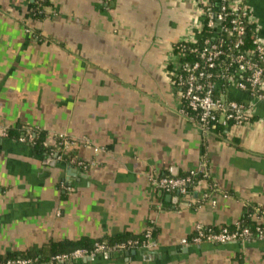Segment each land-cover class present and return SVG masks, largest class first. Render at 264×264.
<instances>
[{
	"label": "crops",
	"instance_id": "0c3cea01",
	"mask_svg": "<svg viewBox=\"0 0 264 264\" xmlns=\"http://www.w3.org/2000/svg\"><path fill=\"white\" fill-rule=\"evenodd\" d=\"M32 2L0 0V126L43 131L50 149L0 137V253L152 225L154 247L64 264H264L259 239L181 242L197 224L264 213V102L220 138L182 112L168 80L172 44L199 37L196 0H48L39 18ZM247 4L264 37V0ZM58 134L74 141L70 156L92 163L59 157ZM169 165L205 175L191 205L152 188Z\"/></svg>",
	"mask_w": 264,
	"mask_h": 264
},
{
	"label": "built area",
	"instance_id": "2783aa9c",
	"mask_svg": "<svg viewBox=\"0 0 264 264\" xmlns=\"http://www.w3.org/2000/svg\"><path fill=\"white\" fill-rule=\"evenodd\" d=\"M196 4L202 17L198 29L199 37L178 40L172 44L166 63L168 80L179 95L182 112L203 131L208 132L210 125L219 124L230 133L232 128L250 124L255 104L264 101V37L259 34L247 0H196ZM204 25L213 28L217 34L206 37L201 47L187 49V43H193L200 38ZM248 25H251L254 49L231 54L232 49L224 47L221 33L233 37V45L237 48L243 44ZM230 88L242 92L246 99L230 95ZM188 111L194 115L189 116ZM7 129L8 127L0 126V137H8ZM35 137L36 130L28 128L17 141L34 147ZM54 143L58 150L63 151L59 157L65 158L63 155L66 153V160L84 169L92 163L69 155V148L74 141L64 134H58ZM197 177L203 178L205 175L195 169L178 172L174 166L169 165L163 174L150 177V184L155 191L182 197L187 200V205H191L194 187L201 179L196 180ZM202 195L204 198L207 196L206 193ZM146 236L148 240L141 246L154 247L156 241L149 237L148 229ZM251 236L252 233L246 227L235 230L221 227L218 231H213L205 225L197 224L194 234L188 239H181V242L184 245L190 242L227 243L250 239ZM255 239L264 241V230L259 229ZM128 243L132 245L131 241ZM125 247V244L107 247L96 243L91 251L76 248L69 252L57 253L45 264L92 259L98 253L122 251ZM0 264H33V260L13 258L0 261Z\"/></svg>",
	"mask_w": 264,
	"mask_h": 264
},
{
	"label": "trees",
	"instance_id": "16d2710c",
	"mask_svg": "<svg viewBox=\"0 0 264 264\" xmlns=\"http://www.w3.org/2000/svg\"><path fill=\"white\" fill-rule=\"evenodd\" d=\"M48 4V0H33L31 3V14L33 17L39 18L43 15L42 9L44 6ZM251 25L247 26L248 31L243 36V44L239 45L237 48L234 47L233 37H228L225 33H221V37L224 40V47H230L232 51L230 50L231 54H235L238 51H243L245 49H254V43L252 38V31L250 30ZM217 34V32L213 28H208L206 25L202 28L201 36L198 40H196L193 43H187L186 48L189 49L190 47H201L203 44V41L206 37H212L213 35ZM188 51V50H187ZM186 51V52H187ZM228 62V61H226ZM264 102V101H263ZM189 116H193L194 113L191 111H188ZM29 127L22 126L21 124H18L15 128H8L7 133L8 137H12L13 139H18L19 136H21ZM208 133H211L213 135H219L220 138H231L232 136H229L227 130H225L224 126H221L219 124L210 125ZM35 145L34 148L39 153L48 152L50 147L46 145V138H45V132L43 131H36V137H35ZM62 155V149L58 151ZM66 158V153L63 155ZM201 177H197L196 180L200 179ZM253 214H257L258 218H255ZM228 227L230 230L239 229L242 227H246L249 229V231L252 233V236L250 239H255L258 235V230H264V213L263 211L259 209L251 210L248 209L246 213L243 214V216L238 220L236 224L230 225V226H223ZM206 228H210L213 231H218L220 228H213L210 226H206ZM148 230H150V238L155 240V230L152 225H149ZM146 229V230H147ZM146 230L141 232L140 234L134 235L132 233H124V234H117L114 236H105L98 239H90L87 237H81L77 240H61L57 242H51L48 247L45 249H40L39 251H35L33 249H30L28 251H20V252H7L4 254L0 253V261L6 260V259H13V258H30L33 260V264H41L46 263L50 260L52 256H54L57 253H63V252H69L76 248H85L88 251H91L94 249L95 244H103L107 247L116 246L118 244H125L126 247L122 251L135 249L137 247H140L144 242L148 240V237L146 236ZM129 241L132 242V245H129ZM105 253H112L109 251H104Z\"/></svg>",
	"mask_w": 264,
	"mask_h": 264
},
{
	"label": "rangeland",
	"instance_id": "374dc122",
	"mask_svg": "<svg viewBox=\"0 0 264 264\" xmlns=\"http://www.w3.org/2000/svg\"><path fill=\"white\" fill-rule=\"evenodd\" d=\"M195 4V6H196V9H198V6L196 5V3H194Z\"/></svg>",
	"mask_w": 264,
	"mask_h": 264
}]
</instances>
